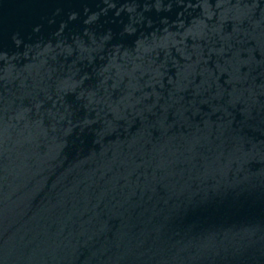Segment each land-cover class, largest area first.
Segmentation results:
<instances>
[{
    "label": "water",
    "instance_id": "1",
    "mask_svg": "<svg viewBox=\"0 0 264 264\" xmlns=\"http://www.w3.org/2000/svg\"><path fill=\"white\" fill-rule=\"evenodd\" d=\"M0 264H264V0H0Z\"/></svg>",
    "mask_w": 264,
    "mask_h": 264
}]
</instances>
